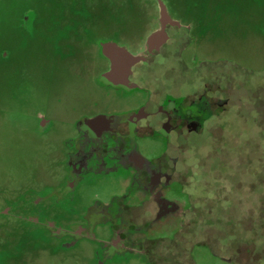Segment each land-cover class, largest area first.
Returning <instances> with one entry per match:
<instances>
[{
  "label": "rangeland",
  "instance_id": "obj_1",
  "mask_svg": "<svg viewBox=\"0 0 264 264\" xmlns=\"http://www.w3.org/2000/svg\"><path fill=\"white\" fill-rule=\"evenodd\" d=\"M161 15L225 61L229 104L204 120L192 98L170 146L142 133L108 145L97 167L79 121L193 94L210 76H175V89L162 75L131 95L109 86L104 48L136 53ZM263 87L264 0H0V264H149L143 241L178 234L202 244L195 264H264ZM134 152L142 174L163 164L170 184L140 182ZM176 252L162 245L160 264Z\"/></svg>",
  "mask_w": 264,
  "mask_h": 264
},
{
  "label": "flooded vegetation",
  "instance_id": "obj_2",
  "mask_svg": "<svg viewBox=\"0 0 264 264\" xmlns=\"http://www.w3.org/2000/svg\"><path fill=\"white\" fill-rule=\"evenodd\" d=\"M159 26L160 29L153 35L146 38L140 37L135 47L137 48L136 53L128 50L127 47L123 50L119 49L120 51L104 48L103 54L108 61V70L104 76L110 83L109 86L121 89L125 94L131 95L146 92L147 88L153 83H158L159 80L162 82V75L169 76L167 81L170 85L175 86L176 77L179 75H181L180 78H184L197 72L199 76L201 73L198 70L210 69V76L208 78L202 77L200 82H197L199 83L197 85L199 88L193 94L190 93L191 89L182 92L173 91L168 95L164 94V97L167 98L163 102L152 104L150 97L147 102L138 106L136 110H130L121 115L101 116L93 120L84 118L79 121L78 124L84 137L81 145L83 144L84 147L92 149L97 167L102 165L99 164V159H104L106 157L105 154L110 150L108 145L119 144L120 140L127 143V141L131 140L130 138H136L137 135L142 133L162 135L167 146H170L172 137L178 134L179 126L188 122L184 118L179 117L178 110L182 108L188 109L187 106L191 103L192 98L204 110V120L208 117V114L214 116L216 110L225 109L229 104V98L226 97V89L224 88L225 70L221 72L222 66L225 65H221L223 61L220 57L217 59L210 57L212 55H208L203 42V46L199 47L202 41L200 37H198L199 41L194 44L191 29L188 26L184 27L182 22L163 19L161 15ZM118 63L122 66V69L116 70L114 65ZM147 75L152 77L147 80ZM137 79L139 82L136 81ZM197 83L194 81V84ZM162 84H159L160 87ZM175 89H178V87L176 86ZM252 90L257 93L256 88ZM156 95L157 93L154 94V96ZM151 108H153L152 111ZM162 115L165 119L164 123L162 122ZM159 117L158 127L156 129L149 127L154 125L153 121ZM84 141L88 144H85ZM129 155L125 159L137 163L134 170L142 176L139 180L140 182L150 187L163 184L166 180L165 184H170L172 180L171 173L167 174L164 172L165 166L163 164L156 163L154 165L158 169L150 166L149 171H144V174H142L143 171L140 172V170L143 168L140 163L144 162L146 164L147 161L141 160L140 156L135 155V152L129 153ZM87 166L90 168L89 164ZM159 203H162V200Z\"/></svg>",
  "mask_w": 264,
  "mask_h": 264
},
{
  "label": "trees",
  "instance_id": "obj_3",
  "mask_svg": "<svg viewBox=\"0 0 264 264\" xmlns=\"http://www.w3.org/2000/svg\"><path fill=\"white\" fill-rule=\"evenodd\" d=\"M177 238L174 241H150L146 242L143 241L141 244V250L143 251V254L145 255L146 260L149 264H160L161 258L158 257V250L162 245L165 246L166 249L172 248L175 249L177 252L175 254V257L172 260H167L163 258L162 264H195L192 258V251L193 246L197 243H193L192 246H190V242H188L187 234L186 235H177ZM189 246H187V245ZM202 245V244H197ZM163 257V255H162ZM232 262L235 261L234 258H230ZM235 264H241L239 261L234 262Z\"/></svg>",
  "mask_w": 264,
  "mask_h": 264
},
{
  "label": "crops",
  "instance_id": "obj_4",
  "mask_svg": "<svg viewBox=\"0 0 264 264\" xmlns=\"http://www.w3.org/2000/svg\"><path fill=\"white\" fill-rule=\"evenodd\" d=\"M204 43V42H203ZM239 61V60H238ZM240 64H241V62H240ZM224 65H226L225 64V61H224ZM242 66L244 65V64H241ZM242 66H240L239 65V67H240V69L242 68ZM243 70H244V72L245 71H247L248 72V70L245 68V67H243ZM245 74V73H244ZM264 88V87H263ZM259 89H257V91H258ZM219 198L220 199H218L217 201H216V204H222V203H227L228 202V200L227 199H222L220 196H219ZM230 203V202H229ZM138 207H134V208H130V209H128V212H130V213H133L132 211H134V210H136ZM234 211H235V209H234ZM209 215H210V213H209ZM134 216V214H132V217ZM224 260H227L228 262H232V260H230L229 258H225L224 257ZM232 263H234V262H232Z\"/></svg>",
  "mask_w": 264,
  "mask_h": 264
}]
</instances>
